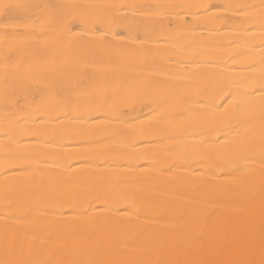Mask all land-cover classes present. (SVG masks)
<instances>
[{
	"label": "bare ground",
	"instance_id": "bare-ground-1",
	"mask_svg": "<svg viewBox=\"0 0 264 264\" xmlns=\"http://www.w3.org/2000/svg\"><path fill=\"white\" fill-rule=\"evenodd\" d=\"M17 3L41 7L0 12V260L6 226L31 264L259 249V182L216 175L239 152L191 110L211 77L259 61L261 0H0ZM249 127L258 147V100Z\"/></svg>",
	"mask_w": 264,
	"mask_h": 264
},
{
	"label": "snow or ice",
	"instance_id": "snow-or-ice-1",
	"mask_svg": "<svg viewBox=\"0 0 264 264\" xmlns=\"http://www.w3.org/2000/svg\"><path fill=\"white\" fill-rule=\"evenodd\" d=\"M40 5L33 4H0V12L8 20L17 17L24 22H31L33 18L32 10L40 8ZM51 7V6H44ZM261 16L258 24L262 29L261 44L264 45V0H261ZM39 23L37 19L35 21ZM10 25H5L9 27ZM43 32L44 30L41 29ZM249 75L238 81H229L226 78L211 77L205 88V95L196 103L200 107L191 111L200 113L209 122V130L221 133L225 138L228 147L238 150V156H230L227 153H219V165L216 175L235 177L234 182L258 180L260 192L264 193V167L259 174L254 169L253 162L259 158V162L264 166V132H262L258 147H253L250 142L252 130L249 127L254 120L255 101H259V114L264 125V49L258 62L248 64ZM160 103H164L163 100ZM159 107V105H157ZM220 121V124H217ZM230 138V139H229ZM223 148L224 145H218ZM251 203V201H249ZM262 210H264V199L261 200ZM218 221L211 216L206 221L208 225H215ZM19 238L14 236L12 229L8 226L4 229L3 250L5 259L0 260V264H31V262L15 259ZM204 246L197 249L194 245L189 246L184 252V259L175 261L174 264H264V238L257 249L254 242L241 248L244 259L229 260L223 258L228 252V246L218 252L205 251ZM99 252V249H97ZM198 255V258H196ZM259 256V259L256 257ZM42 264V262H35ZM84 264H104V261H85Z\"/></svg>",
	"mask_w": 264,
	"mask_h": 264
}]
</instances>
